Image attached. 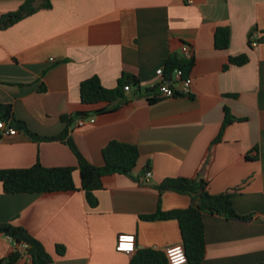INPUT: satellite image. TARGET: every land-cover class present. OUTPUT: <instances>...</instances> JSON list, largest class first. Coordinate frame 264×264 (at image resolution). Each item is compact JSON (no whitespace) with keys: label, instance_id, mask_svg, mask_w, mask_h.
Segmentation results:
<instances>
[{"label":"crops","instance_id":"1","mask_svg":"<svg viewBox=\"0 0 264 264\" xmlns=\"http://www.w3.org/2000/svg\"><path fill=\"white\" fill-rule=\"evenodd\" d=\"M26 1L0 0V16ZM50 2L45 9V0H37L38 12L0 30V104H11L15 118L32 132L55 136L64 130L63 115L106 106L82 105L81 82L98 76L112 89L123 73L132 74L144 96L126 92L125 106L92 115L83 126L74 125L71 136L95 166L104 165L102 152L111 141L138 146L140 158L131 177L103 179L96 208L81 190L79 170L75 192L9 195L0 183V224L25 228L51 264H130L135 254L116 250L121 234H134L137 250L165 252L182 244L177 221L140 217L194 206L189 195L160 193L157 187L169 178L201 175L212 194L231 193L236 211L254 216L232 221L204 215L202 264H264V43L249 45L252 32L264 37V0ZM219 27L231 32L226 51L215 48ZM185 44L194 51L191 96L150 103L145 93L156 87L157 70ZM242 54L249 56L248 64L225 69L230 57ZM227 111L239 121L214 145ZM38 162L46 168L79 167L62 142H35L19 130L15 136L0 133V170ZM59 246L65 248L62 255ZM14 252L13 242L1 237L0 258Z\"/></svg>","mask_w":264,"mask_h":264},{"label":"trees","instance_id":"2","mask_svg":"<svg viewBox=\"0 0 264 264\" xmlns=\"http://www.w3.org/2000/svg\"><path fill=\"white\" fill-rule=\"evenodd\" d=\"M37 0H27L20 8L0 16V30H6L23 19L35 14L41 8L36 6ZM50 0H45L43 8L51 9ZM259 44L264 43V37L259 39ZM231 43V32L228 28L219 27L215 34V48L220 51L229 49ZM250 48H255L252 41L249 40ZM249 56L242 54L229 58L228 69L233 66H244L249 63ZM194 66V59L186 61L181 54H172L165 65V76L172 78L176 69H182L186 76H189ZM131 87L133 97H143L140 80L137 76L123 73L115 88H106L98 76L84 80L80 84V99L82 105L95 106L106 104L102 109L94 112H78L73 115H63L61 121L65 125L64 130L55 136L45 137L32 132L25 122L15 118L14 109L11 104H0V121L24 131L35 142H62L70 147L78 159L79 167H56L46 168L40 162L31 168L26 169H7L0 170V183L3 184L4 192L9 195L17 194H46L58 192H75L79 189L76 186L74 173L80 171L82 188L86 194V199L90 207L96 208L99 205V199L96 193L103 190V179L112 175H125L131 177L137 167L140 150L138 146L111 141L103 149V166H95L90 163L81 153L76 143L72 139L71 132L74 125H78L80 120H88L92 115H103L113 113L125 106L129 98L126 95L125 87ZM150 103L159 101L157 87L145 93ZM78 117V118H77ZM239 121L228 111L222 130L214 141V145L221 142L226 128ZM258 157V150H255ZM157 189L160 193L167 191L178 194L189 195L196 204L187 209H179L165 212L159 209L155 214L141 216L145 221H168L178 222L182 245L185 248L188 263L202 264L206 256V228L204 224V215L220 216L232 221H250L254 219L253 215L242 216L234 206L233 195L231 193L212 194L209 191V182L198 175L194 178H169L164 180ZM0 235L10 236L16 243H28L29 253L36 264H51L52 259L45 250L44 246L35 239L29 232L14 223L0 224ZM65 248L58 247V253L64 254ZM21 259L19 253H12L6 258H0V264H14ZM130 264H170L165 252L152 248L138 249L131 259ZM263 264V263H260Z\"/></svg>","mask_w":264,"mask_h":264},{"label":"built area","instance_id":"3","mask_svg":"<svg viewBox=\"0 0 264 264\" xmlns=\"http://www.w3.org/2000/svg\"><path fill=\"white\" fill-rule=\"evenodd\" d=\"M188 3H191V0H186ZM260 35L257 31L252 32L250 35V40L254 47L259 45ZM182 58L186 61H192L194 59V51L190 45H183L181 52ZM158 79L157 95L159 99H171L180 96H191L192 94V78L186 76L182 69H176L173 73L172 78L167 79L165 76V68H160L156 72ZM126 92H131V87H125ZM87 120H80L78 122L79 126H83ZM92 123L95 122V119L90 120ZM0 133L6 136H15L18 134V130L10 125H7L5 122L0 121ZM152 176V172L146 174L147 178ZM264 220V218H263ZM4 237L15 246V253H19L21 259L25 261V264H36L29 253V244L28 243H16L10 236L0 235V238ZM116 250L121 253H126L128 255H133L137 251V239L134 234H121L118 237V243ZM170 264H187L188 259L186 255L185 248L182 244L172 246L165 251Z\"/></svg>","mask_w":264,"mask_h":264},{"label":"water","instance_id":"4","mask_svg":"<svg viewBox=\"0 0 264 264\" xmlns=\"http://www.w3.org/2000/svg\"><path fill=\"white\" fill-rule=\"evenodd\" d=\"M78 118V117H77Z\"/></svg>","mask_w":264,"mask_h":264}]
</instances>
